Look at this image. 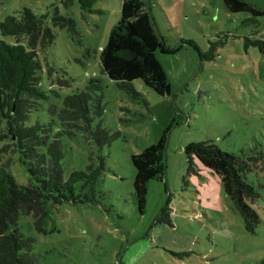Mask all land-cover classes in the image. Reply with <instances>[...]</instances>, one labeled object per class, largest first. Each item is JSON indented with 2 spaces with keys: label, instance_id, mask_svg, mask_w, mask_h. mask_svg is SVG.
Returning a JSON list of instances; mask_svg holds the SVG:
<instances>
[{
  "label": "rangeland",
  "instance_id": "obj_1",
  "mask_svg": "<svg viewBox=\"0 0 264 264\" xmlns=\"http://www.w3.org/2000/svg\"><path fill=\"white\" fill-rule=\"evenodd\" d=\"M81 1L91 3L82 6ZM248 1L264 8V0ZM144 2L156 31L170 45L179 44L182 37L206 50L217 34H229L212 61H200L186 45L174 54L157 52L170 94L160 96L133 80L147 105L99 71L100 49L119 22L122 0H0V21L26 7L45 16L55 34L40 51V88L47 99L26 123L51 122L48 106L60 105L91 77L103 84L101 124L120 132L101 150L80 135L62 137L64 179L85 169L90 151L104 156L105 170L95 187L98 203L64 201L49 206L36 227L30 215L20 214V228L34 239L37 264H259L264 257V165L247 175L261 195L254 205L259 223L250 231L217 175L202 166L197 174L185 175L184 146L209 141L239 154L257 143L264 150V55L245 45L248 36L264 41V16L259 18V31L251 35L252 27L242 22L249 14L230 12L221 0ZM56 12L74 19L79 36L72 38L65 27L54 25ZM0 38L12 40L1 33ZM171 123L157 159L163 178L147 182L141 213L133 195L130 156L156 144ZM57 130L54 124L53 133ZM7 156L8 171L19 184H27L29 173L19 154ZM162 208L166 215H161Z\"/></svg>",
  "mask_w": 264,
  "mask_h": 264
},
{
  "label": "trees",
  "instance_id": "obj_2",
  "mask_svg": "<svg viewBox=\"0 0 264 264\" xmlns=\"http://www.w3.org/2000/svg\"><path fill=\"white\" fill-rule=\"evenodd\" d=\"M221 1L230 12L249 14L242 22L252 27L251 35L259 31V18L264 16V8L248 0ZM81 3L84 6L91 1ZM53 23L65 27L72 38L79 36L72 17L56 12ZM0 33L12 37L11 41L0 38V264H37L39 257L32 251L34 239L22 232L18 222L20 214L30 215L36 227L43 222L49 206L64 201L98 203L95 187L105 170L104 156L90 151L85 169L74 170L64 179L60 162L62 137L80 135L84 142L95 143L101 150L117 139L120 132H111L101 124L105 108L103 84L100 79L91 77L83 89L64 96L60 105L48 106L51 122L37 120L27 124L41 100L47 99L40 88V73L43 72L40 51L52 43L55 34L46 24L45 16L26 7L19 15L9 14L0 21ZM228 37V33L217 34L208 42L206 50L182 37L179 44L170 45L156 31L144 0H122L119 22L112 27L105 46L100 49L99 71L120 90L147 105L142 94L134 88L133 80H140L160 96L170 94L157 52L174 54L186 45L197 52L200 61H212ZM245 45L257 47L264 55L262 39L248 36ZM54 124L58 126L55 133ZM171 126L172 123L164 129L156 144L130 156L135 170L133 195L141 213L145 208L147 182L163 178V165L161 167L157 159L162 155ZM258 146L256 143L253 147L242 148L239 154L221 150L209 141L190 142L184 146L185 175L197 174L200 166L217 175L225 195L250 231L259 223L254 205L261 195L247 175L264 165V150ZM11 153H18L19 160L26 164L27 184H19L8 171L10 157L7 155ZM165 211L166 208H162L161 215H166ZM259 264H264V257Z\"/></svg>",
  "mask_w": 264,
  "mask_h": 264
}]
</instances>
